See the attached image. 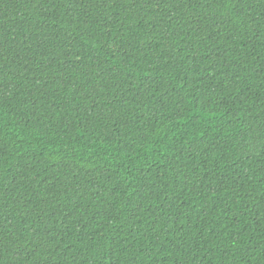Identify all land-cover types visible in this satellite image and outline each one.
I'll list each match as a JSON object with an SVG mask.
<instances>
[{"label":"trees","instance_id":"obj_1","mask_svg":"<svg viewBox=\"0 0 264 264\" xmlns=\"http://www.w3.org/2000/svg\"><path fill=\"white\" fill-rule=\"evenodd\" d=\"M0 264H264V0H0Z\"/></svg>","mask_w":264,"mask_h":264}]
</instances>
